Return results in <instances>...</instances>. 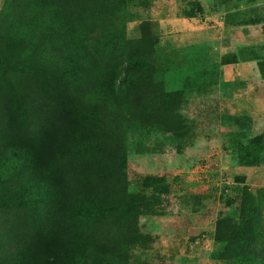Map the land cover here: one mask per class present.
Masks as SVG:
<instances>
[{"label":"trees","instance_id":"trees-1","mask_svg":"<svg viewBox=\"0 0 264 264\" xmlns=\"http://www.w3.org/2000/svg\"><path fill=\"white\" fill-rule=\"evenodd\" d=\"M132 1L8 0L0 11V208H12L24 228L14 253L1 264H144L128 256L123 242H114L112 227L105 236L101 230L109 223L119 230L140 216L174 215L165 208L173 191L164 177L145 178L131 189L132 151L175 141L166 116L196 99L199 88L210 94L224 83L210 68L216 66L198 63L204 56L197 59L191 49H155L160 40L151 23L131 42L118 76L115 50L124 41ZM258 1L190 5L201 15L207 4L233 14L232 24L240 26L246 22L235 11ZM151 3L138 1L143 7ZM109 8L115 20L98 26ZM253 53L242 48L223 65L257 62L264 79V58ZM254 141L261 147L264 136ZM256 150L238 151L240 164L253 166ZM251 195L241 205L239 222H216L214 259L264 264L251 250L257 238L264 239V206ZM204 197L191 195L193 214L201 213L197 206Z\"/></svg>","mask_w":264,"mask_h":264},{"label":"rangeland","instance_id":"rangeland-1","mask_svg":"<svg viewBox=\"0 0 264 264\" xmlns=\"http://www.w3.org/2000/svg\"><path fill=\"white\" fill-rule=\"evenodd\" d=\"M138 1L126 9L124 41L115 50L118 76L123 75L131 56V42L140 38L145 23H151L153 35L160 40L155 49L164 54L191 49L197 59L204 56L198 63L216 66L210 68L221 74L224 84L210 94L199 88L196 99L185 100L180 109L166 116L164 124L168 123L176 140L160 147L164 152L160 154L152 143L144 144L142 153L132 151L131 189L139 188L145 178L164 177L173 191L165 208L174 215L140 216L119 230L109 223L100 236L112 227L114 242H123L128 256L144 264H226L214 259L216 222L229 217L239 222L238 212L251 194L264 206V145L257 147L254 141L264 136V79L257 62L223 65L222 60L239 57L245 47L264 58V0L235 11L246 22L240 26L232 24L233 14L212 11L208 4L204 15L193 13L192 0H152L149 7L139 6ZM5 8L8 0H0V11ZM106 11L98 26L115 20L114 8ZM231 70L237 76L231 77ZM180 84L178 80L171 87ZM254 148L258 149L255 164L242 166L238 151L249 154ZM191 195L205 196L197 206L201 213H192ZM9 209L0 208V264L12 256L24 230L17 213ZM251 250L256 259L264 261V239L257 238Z\"/></svg>","mask_w":264,"mask_h":264},{"label":"crops","instance_id":"crops-1","mask_svg":"<svg viewBox=\"0 0 264 264\" xmlns=\"http://www.w3.org/2000/svg\"><path fill=\"white\" fill-rule=\"evenodd\" d=\"M236 74L237 73H235L234 71L232 72V70H231V73L229 75H231V77H233V76H237Z\"/></svg>","mask_w":264,"mask_h":264}]
</instances>
